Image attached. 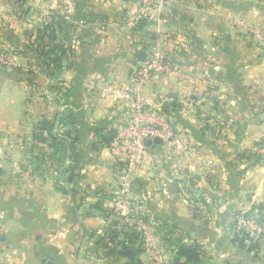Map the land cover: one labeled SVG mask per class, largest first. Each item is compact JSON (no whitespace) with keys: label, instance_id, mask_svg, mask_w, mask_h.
<instances>
[{"label":"crops","instance_id":"obj_1","mask_svg":"<svg viewBox=\"0 0 264 264\" xmlns=\"http://www.w3.org/2000/svg\"><path fill=\"white\" fill-rule=\"evenodd\" d=\"M142 15L137 0H0V43L14 62L0 66L1 264H172L179 248L196 264H264V240L237 236L241 216L264 223V163L254 152L264 140V54L235 25L264 30V0H171ZM43 26L65 48L60 72L36 52ZM140 52L170 66L145 94L176 139L151 142L132 176L135 210L162 262L108 210L120 150L101 140L128 118L131 102L118 94ZM65 109L74 123L59 131L70 132L72 150L63 171L35 131Z\"/></svg>","mask_w":264,"mask_h":264},{"label":"built area","instance_id":"obj_2","mask_svg":"<svg viewBox=\"0 0 264 264\" xmlns=\"http://www.w3.org/2000/svg\"><path fill=\"white\" fill-rule=\"evenodd\" d=\"M137 1L142 16L154 18L163 12L171 0ZM66 4L70 5L68 1ZM235 25L244 30V34L248 35L264 54V30L247 26L242 21H236ZM156 42L165 43L167 37L162 35ZM11 64L14 62L9 55V49L0 43V66ZM169 67V64L163 61L159 54L151 53L133 68L130 85L118 94L120 99L131 102L130 112L125 124L116 130V135L110 143V148H117L120 153L115 161L119 184L113 198L108 203V210L119 216L121 221L127 223L132 230L140 233L146 251L158 262H162L164 256L161 248L157 243L155 244L152 226L141 219L135 210L132 198V176L148 158L146 141L153 142L155 138H159L166 146L171 147L176 139L168 114L149 104L145 94L148 81L156 74L168 71ZM254 152L259 161L264 163V140L254 147ZM237 227L250 233L256 239L264 240V223L257 218L241 216L237 221Z\"/></svg>","mask_w":264,"mask_h":264},{"label":"trees","instance_id":"obj_3","mask_svg":"<svg viewBox=\"0 0 264 264\" xmlns=\"http://www.w3.org/2000/svg\"><path fill=\"white\" fill-rule=\"evenodd\" d=\"M49 27L43 26L39 32V39L36 44V52L39 55L42 63H55L56 70L60 72L62 63L60 61L61 54L65 51L63 44L56 41V37L54 36L53 30H47ZM49 36V43L44 45L42 43V38L45 34ZM60 53V54H59ZM59 74V73H58ZM57 74V75H58ZM59 77V76H58ZM57 85L59 86V90H65L64 96H68L69 88L64 84L62 79H58L56 81ZM74 123V117L69 109H65L59 112L53 120H41L36 127L35 131V139L39 141H49L48 146L50 149L57 153V160L58 157H62L61 163V170H68L71 167V164H66V161L70 160V156H72L71 146L67 141V137L69 136L70 132L63 131L62 133L59 132L60 129L66 127L64 125H69ZM116 135V130H110L107 134L102 136L101 143L103 145L109 146L112 140ZM59 161V160H58ZM123 231V230H122ZM237 236L240 242H243L245 239L250 242H253L249 239L248 234L245 233L244 230H237ZM125 235H128L130 239L137 237V232L134 230H130L129 232H124ZM256 243V242H254ZM198 262L197 254L189 248H179L177 253L175 254L172 264H196Z\"/></svg>","mask_w":264,"mask_h":264},{"label":"water","instance_id":"obj_4","mask_svg":"<svg viewBox=\"0 0 264 264\" xmlns=\"http://www.w3.org/2000/svg\"><path fill=\"white\" fill-rule=\"evenodd\" d=\"M139 62H142L145 60V54L143 52L139 53V57H138ZM162 142L159 138H155L153 140V143H160ZM151 142L150 141H146V145H150ZM121 254L129 259H132L134 257L133 252L130 249H124L121 251Z\"/></svg>","mask_w":264,"mask_h":264}]
</instances>
